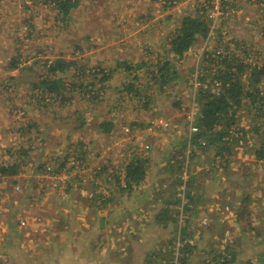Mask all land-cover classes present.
Instances as JSON below:
<instances>
[{"label": "rangeland", "instance_id": "obj_1", "mask_svg": "<svg viewBox=\"0 0 264 264\" xmlns=\"http://www.w3.org/2000/svg\"><path fill=\"white\" fill-rule=\"evenodd\" d=\"M226 2L220 13L221 0H80L78 8L64 19L47 0H0V143L5 142L0 153L13 146L14 160L19 158L17 146L31 147L18 174L0 182V225L5 228L0 227V264H171L175 250L170 244L179 236L193 247L184 264H217L210 260L225 248L235 253L232 264L264 262V159L257 162L251 151L262 142L264 146V103L261 113L250 105L237 112L236 156L243 168L237 170L227 157L220 159L207 151L194 158L191 154L189 168L184 164L177 170L178 164H168L166 156V147L175 143L171 150L175 149L185 129L188 132L201 73L207 72L208 81L211 76L201 58L204 52L227 48L245 63L264 66L261 0ZM196 13L210 20L209 38L190 48L180 61L172 60L170 39L182 18ZM219 41L223 46L217 45ZM164 58L171 60L178 75L162 89L158 84L150 89L148 64ZM56 59L76 64L53 77L48 65ZM121 61L142 66L126 71L117 66ZM92 68L113 70L104 83L102 104L93 106L88 95L75 88L59 91L71 97L63 106L50 105L40 111L25 103L26 97L38 91H32V85L59 79L71 86L80 70L90 82L93 74L87 70ZM133 76L137 80L131 81ZM128 82H135L139 93L130 89L132 93L119 94ZM150 94L144 106L141 101ZM110 102L120 103L119 110L110 111ZM112 115L118 117L113 118L115 125L109 133L95 128ZM28 120L37 122L41 135L31 130V139L29 134L21 139L15 131ZM132 121L145 125L130 127ZM79 142L85 149L82 155ZM73 149L76 155L68 158L69 165L60 174L49 173L58 163L48 165L46 172L36 167L39 161L73 154ZM74 156L83 160L75 162ZM132 158L147 161L145 180L133 192H121L114 176ZM102 165L110 168L98 172ZM195 174L201 179L191 184V204L186 199L190 187L180 180L185 182ZM248 188L254 199L250 198L252 208L242 218L248 216L249 224L239 225L237 203L243 204ZM169 190L180 191L183 198L179 224L186 214L191 215L186 235L174 223L163 228L155 222L156 210L167 208L173 214L180 207L168 206ZM200 193L202 198H198ZM90 194L98 196L95 203L102 207L96 215L82 212ZM210 232L215 236L206 235ZM46 239L49 243L42 247ZM161 247L169 252L162 255Z\"/></svg>", "mask_w": 264, "mask_h": 264}, {"label": "trees", "instance_id": "obj_2", "mask_svg": "<svg viewBox=\"0 0 264 264\" xmlns=\"http://www.w3.org/2000/svg\"><path fill=\"white\" fill-rule=\"evenodd\" d=\"M207 1L210 2L211 0ZM221 1L222 4L220 5V13L221 11L223 12L224 6H226L227 4V0ZM47 2H49L51 6L56 8L58 14H61L64 19L69 16L72 10L78 8V6L80 5V0H47ZM260 5H262V10H264V0H261ZM209 22L210 20H208V18H205L203 14L197 13L195 14V16H185L184 18H182L181 24L177 29V33L172 36L169 42L168 53L173 54L172 60L175 59L177 61H180L190 50V48L198 44L199 41H206L209 38L207 37L210 29ZM221 44L223 46V43H220V41L217 43V45L219 46ZM219 50L221 51L216 50L213 53H209L208 51L203 53V56L201 58L203 62H206V70L209 69L208 71L211 76H209L208 81V79L206 78L207 72H205V74L201 73V76L199 77L201 86H197V107L196 111L193 113L194 115H192L193 119L190 122L188 132L187 129H185L186 132L183 136L184 138L180 140L176 138L179 141L176 142L177 147L171 150L176 146H174L175 143H173L172 147L168 151L171 155L168 157L169 153L166 154L167 160L170 161L169 164H178L179 167L177 168V170H180V168H182L184 164H186V167L187 165H191V160H188V157L191 156V154H194V158L195 156L197 157L198 155L202 154V152L206 153L207 151H209L210 153L212 151L214 157H219L220 159H224L225 157H227L228 161H233L236 164L237 170L244 167L243 162L238 161L236 156V145L238 139L236 137L237 130L235 126L238 120L237 112L243 107L249 109L250 105L252 107H256L255 110L258 113H261V106H263L264 103V94L262 93V90H264V66L245 63L240 58L235 57L234 53L230 52L229 54L227 48H222ZM241 52H243L245 55L244 48ZM45 63H47V61H45L44 64ZM75 64L76 62L74 61L70 62L66 61L65 59H56L48 65V70L52 75L53 73L55 74L53 75V77H56V74H58L59 72H63L68 66ZM117 66L127 71L130 69L138 70L141 68L142 64L132 65L128 62L121 61L117 63ZM151 68L157 70V72L151 71ZM87 71L88 74H93V78L90 80V82L84 80L85 73L83 72V70H80L79 75H75L77 82L73 83V85L71 86L70 84H67L66 81H61L59 79H55L53 81H47L44 79L43 81L32 85L29 88L32 91L37 88L38 91L36 92V94H32L29 97H26L27 102L25 103L27 105L35 106L37 109H40V111H44L43 109H46L50 105H56L57 107L63 106L66 102H69L71 100V97L66 93L64 94L59 91L62 90L66 92L68 89L72 90L73 88H75L76 90H78V92L88 95V98H90V102L93 106L102 104L106 96L104 83L110 80L113 70L103 71L102 69L92 68V70L90 69ZM148 74L150 75L149 79L151 81V85L147 87L152 89L154 87L153 85L158 84L160 87L159 89H162L163 86L175 80L176 76L178 75V71L176 70L175 66L172 65L171 60H165L164 58L163 60L161 59V61H151L150 64H148ZM197 74L198 70L195 76H197ZM245 75L246 77L242 79V77H244ZM133 80H137V77L133 76L131 81ZM207 81L208 84H206ZM136 85L137 84H135V82H128L127 84H125L124 89L119 91V94L123 95V93L125 94V92L132 93L130 89H134L135 93H139V88ZM138 85L143 86L141 83ZM202 85L206 86L203 87ZM70 90L68 92H70ZM135 95L137 96L138 94ZM29 98H32L33 102H30ZM150 98L151 94L148 95V97H145V99H143L141 103H145L144 106H146ZM9 99L10 98L8 97V100ZM174 105L178 104L176 103ZM119 106L120 103L113 104V102H110L109 109L110 111H114L116 109L119 110ZM116 116L117 115H112V118L109 117L110 119H103L99 124H97V127L95 128L99 129L102 133H109L110 130L114 128L115 123L113 121V118L115 119ZM83 122L84 121H82V125ZM141 123L145 125L143 122L132 121L130 123V127L143 126ZM39 128L40 127L38 126L37 122L28 120L24 124V126L19 128L15 132L21 137V139H23L30 133L29 131L31 130L35 132L36 136H40L41 132L39 131ZM29 139H31L30 134ZM83 146L84 145L79 142L78 153H80V155H82L83 152L85 153V149L83 148ZM14 149L15 148L13 146H7V149L4 148L3 153H0V156H2L3 154L2 160H0V182H4L2 181L4 177H13L18 174L19 167L22 166L23 163H25L23 157L30 153L31 147H28L26 149L23 145L17 146L16 151L19 158L11 160L12 155L16 154L14 153ZM251 149H253L251 151H254L253 155L257 162L260 159H264L263 142L258 144V147L255 150L254 148ZM76 151L77 150L73 149V154H70V152H68L64 157L61 158H55L56 156L53 157L52 159H55V162H53V164L51 162L52 159H50L48 162L39 161L36 167L38 168V170H40V172H46L49 170L48 165L53 167L55 163H58V167L60 166L61 168L55 166V168H52L53 170H51L49 173L52 174V172H54V174L52 175L60 174L62 168L64 169L65 164L66 166L69 165L68 158H70V156L76 155ZM179 157H181V159L177 160ZM73 160H75L76 162L83 159H79L78 157H76ZM75 162H72L71 168L74 166ZM146 166V160L132 158L128 163H125V165H123L121 171L116 172L115 170L116 173L114 176V180L115 184H117V186H120L119 190L121 192H133L137 187H139L145 180ZM106 168L110 167L108 165H102L101 171L99 170L98 172H103V170H105ZM67 173H70L69 170H67ZM209 174L210 173H207L206 175ZM193 176L197 175L195 174ZM188 177V180H186L185 182H183L181 178L180 184L182 183L186 185L187 183V185L190 187L192 176ZM173 192L174 191L169 190V192L167 193L168 197H166V200L168 201V206L180 204L181 207V201L183 200V198L180 196V191L178 193ZM98 195L105 196L101 194ZM203 196V194L200 195V197ZM243 197H246L244 202L246 201L247 203L241 205L239 213L237 214L241 218L237 219L239 225L245 222L246 224H249L248 216L246 217V219H243L242 214H248V204L250 202L251 196L247 191L243 192ZM67 198L68 197L63 199ZM94 198L97 199L98 196L95 194ZM186 199H188L189 203L193 204L192 195L191 193H189V190ZM179 208L175 210L173 214H170L169 209L167 208L156 210V212L154 213V217L156 218L155 222L162 225L163 228H167L168 225L173 226L172 223H174L175 227L177 229L181 228V231L186 235L187 227L185 229V226H189V218H191V215L188 214L187 216L186 214L185 218L179 224V215L182 214V207L181 209ZM186 210L188 212L189 208L186 207ZM177 225H179V227H177ZM202 228L204 227H201V230L199 229L200 233L204 232V229ZM170 245H172V249L175 250L172 251L174 259L170 261L171 264H178L181 262L182 264H184L187 259L191 258V250H193V247L190 246L189 242H187L183 238H180V236L175 243ZM227 250L229 249H220L217 253V256L215 258H212L210 261L214 259L217 261V264H232V262H234L235 260V253L229 250V252L227 253L229 254V256H225ZM161 251L163 252L162 255H164L165 252H169V250L165 247H161ZM221 252H223L224 254L222 255ZM261 264H264V262H261Z\"/></svg>", "mask_w": 264, "mask_h": 264}, {"label": "crops", "instance_id": "obj_3", "mask_svg": "<svg viewBox=\"0 0 264 264\" xmlns=\"http://www.w3.org/2000/svg\"><path fill=\"white\" fill-rule=\"evenodd\" d=\"M1 129L2 128H0V132H1ZM98 130V129H97ZM9 132H12L11 130H9ZM11 135V134H10ZM1 145H0V149L2 148V147H5V142H1L0 143ZM172 145H173V143H172ZM170 148H171V143L166 147V149L169 151L170 150ZM167 164V163H166ZM168 164H169V162H168ZM165 167V166H164ZM163 171H168V170H163ZM159 173H161V172H159ZM201 178H200V176L199 175H197V176H193V178L191 179V184H195V182L197 181V182H199V180H200ZM233 179H235V178H233ZM257 181V180H256ZM237 184H239V183H237ZM193 186L194 185H191L190 186V188H189V193H191V189L193 188ZM200 188V190H202V191H204L203 190V188L200 186L199 187ZM164 189H166V188H164ZM252 188H248L247 189V191H248V194L251 196V199H254V196H253V193H252V190H251ZM202 193H200V194H198V198H202V197H200V195H201ZM191 195H192V199L194 200V197H193V194L191 193ZM245 198L246 197H243V200H245ZM250 198V197H249ZM45 199V198H44ZM44 199H41V200H44ZM95 198H94V195L93 194H90V196H89V201L87 202L88 204L87 205H85V202L83 203V205H84V207L82 208L83 209V211L82 212H84V213H86V215H87V213L89 214V215H96V214H98V212L100 211L99 209L100 208H102V207H98V205L95 203ZM1 201H2V199H1ZM43 202V201H42ZM132 202V201H131ZM252 202H253V200H251L250 201V203L248 204V208H249V210H251V206H252ZM44 203V202H43ZM241 203H247L246 201L245 202H242L241 201ZM100 204V203H99ZM122 204H123V202H122ZM236 204V203H235ZM239 206L238 207H241V205L242 204H240V201L237 203ZM102 205V204H101ZM230 205H232V204H230ZM44 206H45V204H44ZM103 206V205H102ZM131 207V206H130ZM46 208H48V206L46 207ZM131 208H133V207H131ZM1 209V208H0ZM89 210H91L92 211V214H90L88 211ZM2 211V210H1ZM41 212H42V210H41ZM131 212V210H129L128 211V214ZM43 213V212H42ZM80 213V209L78 210V211H76L75 212V214L74 215H78ZM133 213V212H132ZM131 213V214H132ZM88 217V216H87ZM98 217V216H97ZM99 217H101V216H99ZM208 217V216H207ZM91 218H94L93 216L91 217ZM100 220H102V221H104V218L103 217H101L100 218ZM5 226V225H4ZM0 227L2 228V230L3 229H5V228H3V225L1 224L0 225ZM210 235H208V233H206V235L207 236H209V237H214L215 236V234L213 233V232H210L209 233ZM49 239H52V238H49ZM49 242L47 241V239H46V241H44V242H42L41 243V246L43 247V245L44 244H48Z\"/></svg>", "mask_w": 264, "mask_h": 264}]
</instances>
